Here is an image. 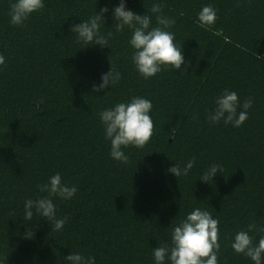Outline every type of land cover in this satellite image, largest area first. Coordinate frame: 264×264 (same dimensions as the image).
Listing matches in <instances>:
<instances>
[{"label": "trees", "instance_id": "obj_1", "mask_svg": "<svg viewBox=\"0 0 264 264\" xmlns=\"http://www.w3.org/2000/svg\"><path fill=\"white\" fill-rule=\"evenodd\" d=\"M12 2L0 0V264H64L70 252L97 264H154L152 250L171 246L172 229L195 207L220 221L219 264H252L231 242L250 223L264 227V0H160L187 67L148 80L132 64L127 29H103L113 32L110 49H82L68 30L119 0H45L21 27L10 24ZM153 2L128 7L144 14ZM206 5L217 12L211 30L197 19ZM110 66L119 84L93 93ZM225 89L253 100L239 128L208 120ZM133 96L151 100L154 129L142 149H124V165L109 156L99 113ZM192 158L187 176L167 173ZM212 164L222 173L200 181ZM56 173L78 189L70 201L54 198L68 218L59 232L40 217L25 220L23 209ZM250 235L255 244L264 233Z\"/></svg>", "mask_w": 264, "mask_h": 264}, {"label": "clouds", "instance_id": "obj_2", "mask_svg": "<svg viewBox=\"0 0 264 264\" xmlns=\"http://www.w3.org/2000/svg\"><path fill=\"white\" fill-rule=\"evenodd\" d=\"M44 8L45 0H13L8 13L10 24L16 27L24 26L34 13L41 12ZM109 14L113 24L110 28H106L105 18ZM153 17L156 26H153ZM197 19L202 27L211 30L217 20L216 9L211 5L202 7ZM174 24L175 20L164 14L160 0H155L148 13L144 12V14H137L129 8L128 0H119L111 9L103 7L97 11L95 8L94 14L87 20L79 24L75 22L69 24L68 30L70 34H75L77 43L86 46L82 49L91 46L110 49L113 32L103 29L114 27L116 32L127 29L131 33L128 45L132 49V64L136 72L144 80H148L156 77L162 70L183 72L181 66L187 67L182 47L175 43V33L171 31ZM4 67H6V57L0 53V69ZM121 79V72L110 66V70L100 76L99 83L91 86V91L97 94L105 90L110 91ZM214 104L215 108L208 116L211 124L223 122L225 126L239 128L248 119V111L253 106V100L248 98L241 103L235 91L225 89L215 99ZM152 108L151 100L133 96L130 101L117 103L99 113L104 138L110 142L109 156L112 160L126 165L129 156L124 149L129 146L142 149L150 142L154 129ZM195 165L196 159L192 158L183 167L174 163V166L166 171L177 179L187 176ZM218 173H222L221 165L212 164L199 180L209 184ZM77 191L76 186L69 187L62 181L60 173L50 176L45 183L39 185V192L42 195L24 201V219L30 221L34 217H40L55 231H62L68 218L58 217L54 198L70 201ZM219 224V219L214 218L209 211L195 207L172 229L171 246L165 243L152 250L154 264H219L221 248ZM253 232L264 233V227L250 223L247 229L235 234L231 248L237 255L242 254L249 258L252 264H264V236L254 244L250 235ZM32 236L31 231L25 232L26 239H31ZM64 264H97V262L95 256L70 252L64 258Z\"/></svg>", "mask_w": 264, "mask_h": 264}]
</instances>
